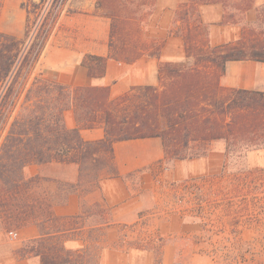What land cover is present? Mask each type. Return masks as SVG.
Wrapping results in <instances>:
<instances>
[{
	"label": "trees",
	"instance_id": "16d2710c",
	"mask_svg": "<svg viewBox=\"0 0 264 264\" xmlns=\"http://www.w3.org/2000/svg\"><path fill=\"white\" fill-rule=\"evenodd\" d=\"M67 2L22 0L26 13L23 35L0 33L1 225L19 230L33 225L39 231L37 238L23 243L19 259L38 258L39 264H101L107 248L105 232L112 223L111 208L100 202L84 203L80 214L59 216L54 205L63 194L79 191L88 195L98 191L103 180L119 177L114 153L117 142L158 138L165 163H171L204 156V146L223 141L221 174L175 182L171 185L175 196L191 205L197 202L201 208L217 196L216 191L204 192L201 185L217 186L220 181L259 199L264 170L239 166L238 161L264 149V91L223 87L220 78L230 62L264 63V5L257 9L258 20L247 23L246 14L255 8L256 0H190L180 4L175 35L184 41L186 60L160 62L157 85L134 87L113 100L110 86L65 85L34 73ZM157 2L96 1L97 16L108 18L111 30L108 56L85 54L82 58L90 78L105 77L109 59L132 65L146 54L159 57L164 42L145 37ZM213 4L223 7L222 24L243 25L240 39L216 46L209 43L200 6ZM21 99L19 111L2 138ZM69 112L77 122L75 128L67 126ZM99 123L103 124L104 138L85 140L81 130ZM50 163L77 165V182L55 187L53 180L26 176L29 165ZM220 194L226 196L225 192ZM69 243L78 246L69 247Z\"/></svg>",
	"mask_w": 264,
	"mask_h": 264
},
{
	"label": "rangeland",
	"instance_id": "374dc122",
	"mask_svg": "<svg viewBox=\"0 0 264 264\" xmlns=\"http://www.w3.org/2000/svg\"><path fill=\"white\" fill-rule=\"evenodd\" d=\"M20 3L21 0L1 1L0 33L18 37L23 34L25 12ZM93 4L94 0H68L61 14L59 27L53 32L48 50L42 54L35 74H38L37 69L48 70L43 67V63L49 51L71 48L89 39V35L97 29L94 20L79 18L74 28L65 21L72 12L86 11ZM80 26L83 30H80ZM21 101L22 99L16 104L2 138L17 115ZM204 148L205 155L197 158L204 161L199 162L198 175L192 178L221 174L225 162V143L212 142ZM250 155L238 161L239 166L247 165L252 169L264 170L261 158H251ZM187 161L184 160L178 166H175L176 161L154 163L140 173L128 175L134 197L127 218L129 215H134V218L128 219L130 221L135 220L137 215H142L143 218L133 223L111 226V234L107 236L105 232L107 247L121 251H129L136 246L145 248L142 252H137L138 264H161L163 248L169 244L178 247L176 257L180 264H264V188L258 191L259 199L254 200L245 196L242 188L227 182L219 181L221 184L217 186L204 183L201 185L203 191H216L217 196L204 202L201 208L197 202L191 205L187 200L177 198L171 187L175 182L191 178L189 171L193 168ZM26 176L31 177L29 174ZM220 192H225L226 196ZM83 196L86 195L83 193ZM60 201L61 198L57 197L56 202ZM84 203L91 204L86 200H83ZM11 231L16 233L19 229L14 226L5 229L0 222V233L7 242L0 246V264L19 262V251L24 242H20L19 237L10 239ZM5 258H8L7 261ZM36 259V264H39V259Z\"/></svg>",
	"mask_w": 264,
	"mask_h": 264
},
{
	"label": "crops",
	"instance_id": "0c3cea01",
	"mask_svg": "<svg viewBox=\"0 0 264 264\" xmlns=\"http://www.w3.org/2000/svg\"><path fill=\"white\" fill-rule=\"evenodd\" d=\"M96 1L94 0L92 7L86 11L72 12L70 16L66 17L68 20L65 23L74 28L79 18L85 17L94 20V23L97 24V29L89 35L87 41L77 43L71 48H58L56 51H49L43 63V67L48 70L37 69L39 74L53 78L65 85L110 86L111 99L114 100L132 87L157 85L160 62L186 60L184 41L182 37L175 35V21L179 5L190 0H158L156 9L145 28V37L148 40L164 42L159 57H150L146 54L132 65H125L114 59H109L105 77L99 79L90 78L86 68L81 64L82 58L85 54L108 56L111 30V21L108 18L97 16L95 12ZM263 5L264 0H256L255 8L249 10L246 14L245 20L247 23H255L258 20L259 11L257 9ZM200 17L202 24L208 28V39L212 46L234 42L242 36L243 25L241 23L222 24L224 10L220 4L200 6ZM80 28V30H83L82 26ZM49 42L44 52L48 50ZM220 84L227 88L264 91V63L254 61L230 62L227 64L225 74L220 78ZM66 123L69 128L78 126L72 112L67 114ZM81 134L87 141L100 140L104 138L103 124L99 123L91 129H82ZM216 143H220V141H216ZM255 151L249 153L251 158L258 156V158H261L262 165H264V149ZM114 153L119 177L103 180L98 191L86 196H83L79 191L63 194L61 201L54 205V211L57 215L73 216L80 214L83 200H86L91 204L100 202L111 208V226L142 220V215H137L133 221L128 219L134 218V215H129L127 218L129 206L134 197L131 183L127 177L131 173L144 171L154 163L161 164L165 162L161 140L149 138L117 142L114 144ZM202 161L197 158L187 161L189 166L193 168L189 171L192 174L191 178L198 175L196 173L198 172L199 162ZM182 162L184 161L176 160L175 166ZM25 173L31 177L41 176L53 180L52 184L55 186L67 183L75 184L78 180V167L74 164L50 163L42 166L31 164L25 169ZM111 226L106 230L107 236L111 234ZM16 236L19 237L20 242H25L37 238L39 231L36 226L30 225L16 232ZM5 244L7 242L3 234L0 233V246ZM69 244H73L69 247L78 246V243ZM177 249L178 247L173 244L164 246L161 264H180L176 257V253L179 250ZM137 252L142 251L134 249L121 251L107 247L102 253L101 264H138ZM5 259L7 261L8 258ZM36 260V258L19 259V262L14 264H36Z\"/></svg>",
	"mask_w": 264,
	"mask_h": 264
},
{
	"label": "built area",
	"instance_id": "2783aa9c",
	"mask_svg": "<svg viewBox=\"0 0 264 264\" xmlns=\"http://www.w3.org/2000/svg\"><path fill=\"white\" fill-rule=\"evenodd\" d=\"M9 236H10V239H12V240L17 237L16 233H14V232L9 233Z\"/></svg>",
	"mask_w": 264,
	"mask_h": 264
}]
</instances>
